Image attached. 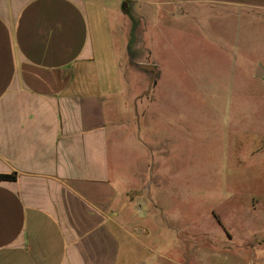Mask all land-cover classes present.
I'll use <instances>...</instances> for the list:
<instances>
[{
	"label": "crops",
	"instance_id": "1",
	"mask_svg": "<svg viewBox=\"0 0 264 264\" xmlns=\"http://www.w3.org/2000/svg\"><path fill=\"white\" fill-rule=\"evenodd\" d=\"M147 1L0 0V174L16 175L0 179V264H151L150 252L159 255L112 153L114 105L123 103L122 117L129 107L125 78L106 71L103 38L112 24L114 59L147 64L127 54L149 50L136 11ZM164 2L171 15L198 10L207 37L217 22L238 31L264 19V0ZM253 68L264 78L262 63ZM226 253L194 250L170 262L242 264L240 252ZM244 255L264 264V252Z\"/></svg>",
	"mask_w": 264,
	"mask_h": 264
},
{
	"label": "rangeland",
	"instance_id": "2",
	"mask_svg": "<svg viewBox=\"0 0 264 264\" xmlns=\"http://www.w3.org/2000/svg\"><path fill=\"white\" fill-rule=\"evenodd\" d=\"M168 10L164 0L136 6L149 50L132 47L127 54L157 66L160 74L135 104L152 72L137 60L121 65L114 59L118 40L112 24L104 23L106 71L125 78L129 107L122 117L123 103L114 105L112 153L130 175L129 198L152 229L150 243L160 253L150 252L151 264H174L170 256L183 262V252L194 250L240 252L241 263L252 264L244 254L264 252V78L252 75L253 65H264V19L238 31L217 22L207 37L198 10ZM215 38L221 41L209 40Z\"/></svg>",
	"mask_w": 264,
	"mask_h": 264
},
{
	"label": "water",
	"instance_id": "3",
	"mask_svg": "<svg viewBox=\"0 0 264 264\" xmlns=\"http://www.w3.org/2000/svg\"><path fill=\"white\" fill-rule=\"evenodd\" d=\"M139 67L141 69L146 70V71L152 72V77H151V79L149 81L148 88L139 96V97H143L145 95H148L151 92V89L153 88V86H155L157 84V82H158L157 78H158V76L160 74V71L157 68V66H155L153 64H150V63H147V64H139ZM261 70L262 69L260 68V71ZM259 75H262V72H260Z\"/></svg>",
	"mask_w": 264,
	"mask_h": 264
},
{
	"label": "trees",
	"instance_id": "4",
	"mask_svg": "<svg viewBox=\"0 0 264 264\" xmlns=\"http://www.w3.org/2000/svg\"><path fill=\"white\" fill-rule=\"evenodd\" d=\"M133 21H134V25H137L136 21L135 20H133ZM0 179H2V180H14V179H16V175L15 174H0Z\"/></svg>",
	"mask_w": 264,
	"mask_h": 264
}]
</instances>
